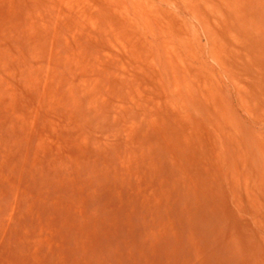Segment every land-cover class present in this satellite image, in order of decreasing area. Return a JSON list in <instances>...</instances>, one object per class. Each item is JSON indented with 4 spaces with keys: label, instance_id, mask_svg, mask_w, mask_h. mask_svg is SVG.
<instances>
[{
    "label": "rangeland",
    "instance_id": "374dc122",
    "mask_svg": "<svg viewBox=\"0 0 264 264\" xmlns=\"http://www.w3.org/2000/svg\"><path fill=\"white\" fill-rule=\"evenodd\" d=\"M0 264H264V0H0Z\"/></svg>",
    "mask_w": 264,
    "mask_h": 264
}]
</instances>
